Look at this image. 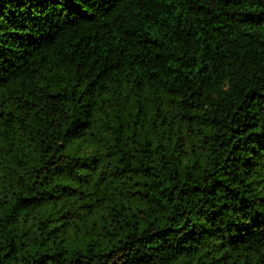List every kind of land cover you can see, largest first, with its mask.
Listing matches in <instances>:
<instances>
[{
    "label": "trees",
    "instance_id": "1",
    "mask_svg": "<svg viewBox=\"0 0 264 264\" xmlns=\"http://www.w3.org/2000/svg\"><path fill=\"white\" fill-rule=\"evenodd\" d=\"M0 264H264V0H0Z\"/></svg>",
    "mask_w": 264,
    "mask_h": 264
}]
</instances>
